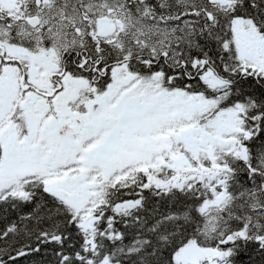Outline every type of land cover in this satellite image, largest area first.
Listing matches in <instances>:
<instances>
[{"label":"snow or ice","instance_id":"obj_1","mask_svg":"<svg viewBox=\"0 0 264 264\" xmlns=\"http://www.w3.org/2000/svg\"><path fill=\"white\" fill-rule=\"evenodd\" d=\"M0 264H264V0H0Z\"/></svg>","mask_w":264,"mask_h":264}]
</instances>
